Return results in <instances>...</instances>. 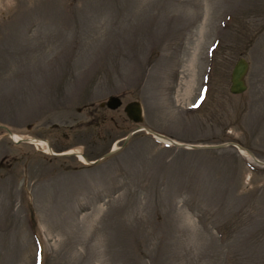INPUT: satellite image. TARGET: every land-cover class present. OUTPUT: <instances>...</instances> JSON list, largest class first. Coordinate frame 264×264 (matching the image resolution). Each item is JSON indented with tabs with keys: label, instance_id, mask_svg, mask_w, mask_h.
Here are the masks:
<instances>
[{
	"label": "rangeland",
	"instance_id": "rangeland-1",
	"mask_svg": "<svg viewBox=\"0 0 264 264\" xmlns=\"http://www.w3.org/2000/svg\"><path fill=\"white\" fill-rule=\"evenodd\" d=\"M0 123L114 147L0 126V264H264V0H0Z\"/></svg>",
	"mask_w": 264,
	"mask_h": 264
},
{
	"label": "water",
	"instance_id": "water-1",
	"mask_svg": "<svg viewBox=\"0 0 264 264\" xmlns=\"http://www.w3.org/2000/svg\"><path fill=\"white\" fill-rule=\"evenodd\" d=\"M233 67L230 69V79H229V90L231 93H237L239 94V92L243 91L244 89L247 88V83H245V75H246V71H247V68H248V62H246L245 60V57L244 56H240L238 57L234 62H233ZM122 104V99L119 98V96H115L114 94H110L106 97V101H101L100 102V105H104L105 107H108V108H117L118 105H121ZM122 109L125 111V116L127 117V119H131L135 125L134 127L132 128L131 131L128 132L127 135H124L123 137V140L126 141L127 138L129 137V135H131L133 132L135 131H138V130H141V129H146L147 131H149L150 129H147L144 125H142V121L144 120L143 118V109L141 108V102L140 100H131V101H128L126 104H124L122 106ZM0 126L5 130L4 133H3V136H9L10 138H12L11 134H12V131L11 129L7 126V125H2L0 123ZM154 134H157V136L159 135H163L161 133H157V132H153ZM12 140L14 141V143L18 142V141H26V139H24L23 137L21 138H17L16 140H14V138H12ZM174 144H177L178 146L180 145H183L184 147H187L189 149H191L192 147L193 148H201L202 146H208L209 148L211 147H221L222 145L226 144V143H221V144H218V143H213L211 145H208V144H201V145H198V144H195V143H190V144H186V143H178L177 142H174ZM233 145H236L238 148H240L241 146L239 144H236V143H233ZM114 150V147L111 146L108 150V152L106 151L104 154H102L101 156H99L98 158H93V159H86V156H85V160L87 163H94L95 161L97 162L99 160V158L101 157H105L106 155L108 156L111 152H113ZM249 151V149H247ZM250 152V151H249ZM50 153L52 154H56V156L60 155V154H72L73 152H68V153H65V151H58V152H55V151H51ZM254 156V155H253ZM253 160L257 161V162H260L259 159H257L255 156L253 158ZM261 163V162H260ZM264 163V162H263ZM262 163V164H263Z\"/></svg>",
	"mask_w": 264,
	"mask_h": 264
},
{
	"label": "bare ground",
	"instance_id": "bare-ground-1",
	"mask_svg": "<svg viewBox=\"0 0 264 264\" xmlns=\"http://www.w3.org/2000/svg\"><path fill=\"white\" fill-rule=\"evenodd\" d=\"M200 34H201V35H200V37H199V39H198V43H199V44H200L201 39L203 38L204 33H200ZM196 51H197V49H196ZM196 51H195V53H194V56H196ZM189 81H190V82H187V83L185 84V91H183L185 95H188V93H189L190 91H193V90H192L193 85L191 84V80H189ZM194 81H195V80H194ZM152 133H153V132H152ZM153 134H154V133H153ZM11 136H12V138H14V140H16L17 138H21V137H23L24 139L27 138V141L36 144L38 147L43 148L45 151H47V152H51V151H53V149H52L50 143H48V141H46V140H44V139L35 138V137H33V136L22 135V134H18V133L15 134V133H13V132H12ZM154 136H155L157 139L164 140V141H169L168 144H170V143H174V142H177V141H178V140H174V139L167 138L165 135H159V136H157V134H154ZM115 146H116V145H115ZM239 151H240L242 154H244L245 156L249 157V158H252V157L254 158L253 154H251V153H250L246 148H244V147H240V148H239ZM68 152L77 153L78 156H79V158H80L82 161L86 162L84 154H83L82 152H80L77 148H71L70 150H68ZM68 152L66 151V153H68Z\"/></svg>",
	"mask_w": 264,
	"mask_h": 264
},
{
	"label": "trees",
	"instance_id": "trees-1",
	"mask_svg": "<svg viewBox=\"0 0 264 264\" xmlns=\"http://www.w3.org/2000/svg\"><path fill=\"white\" fill-rule=\"evenodd\" d=\"M87 158L86 159H88L89 157L88 156H86ZM89 160V159H88Z\"/></svg>",
	"mask_w": 264,
	"mask_h": 264
}]
</instances>
